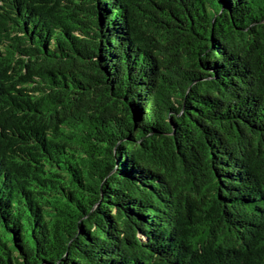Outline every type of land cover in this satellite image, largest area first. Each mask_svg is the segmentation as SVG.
I'll return each instance as SVG.
<instances>
[{"label":"trees","instance_id":"obj_1","mask_svg":"<svg viewBox=\"0 0 264 264\" xmlns=\"http://www.w3.org/2000/svg\"><path fill=\"white\" fill-rule=\"evenodd\" d=\"M0 264H264V0H0Z\"/></svg>","mask_w":264,"mask_h":264}]
</instances>
